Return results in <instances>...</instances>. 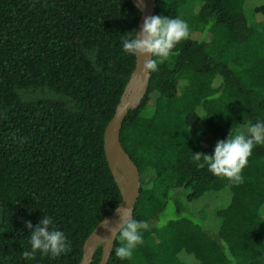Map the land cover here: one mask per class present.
I'll return each mask as SVG.
<instances>
[{"label": "trees", "instance_id": "trees-1", "mask_svg": "<svg viewBox=\"0 0 264 264\" xmlns=\"http://www.w3.org/2000/svg\"><path fill=\"white\" fill-rule=\"evenodd\" d=\"M156 3L153 15L184 20L189 35L124 118L120 139L141 174L134 218L149 227L131 259L117 258V241L106 264H264V145L241 184L195 161L264 121V0ZM141 14L133 0H0V264H78L119 206L105 130L136 67L121 42ZM210 197L218 202L207 225ZM44 215L71 250L26 261V222ZM103 255L100 245L92 264Z\"/></svg>", "mask_w": 264, "mask_h": 264}, {"label": "clouds", "instance_id": "clouds-1", "mask_svg": "<svg viewBox=\"0 0 264 264\" xmlns=\"http://www.w3.org/2000/svg\"><path fill=\"white\" fill-rule=\"evenodd\" d=\"M189 35L188 24L178 18L161 15L145 17L139 33L122 39V52L128 56L145 55L150 57L144 62V71L147 74L159 70V64L168 59L176 45ZM95 64V53L89 55ZM257 145H264V121L258 120L234 136H227L217 141L212 154L196 153L195 161L200 168L215 176L225 177L235 184L244 182L243 169L248 164V158ZM120 226L118 230L109 229L114 241H119L115 248V255L121 261L131 259L133 250L143 243V231L149 225L145 221L133 217L132 209L117 208ZM30 230V250L23 252L24 259L33 260L37 252L52 258L66 254L71 250V243L65 233L58 228L51 227L53 219L45 216L33 227L30 221L26 222ZM105 244L108 240L103 241Z\"/></svg>", "mask_w": 264, "mask_h": 264}, {"label": "water", "instance_id": "water-1", "mask_svg": "<svg viewBox=\"0 0 264 264\" xmlns=\"http://www.w3.org/2000/svg\"><path fill=\"white\" fill-rule=\"evenodd\" d=\"M133 1L142 13L137 31L139 33L145 17L154 14L157 3L156 0H147V4L144 0ZM149 58L145 55L137 57L136 67L127 86V93L105 130L106 157L122 190V200L117 208L132 209L133 217L135 205L140 197L141 174L136 162L124 148L120 135L125 116L128 114L129 109L138 108L148 86L150 74L144 71V62ZM119 162L123 169L119 168ZM116 210L106 216L88 237L84 245V255L78 264H92L94 253L101 245L100 241L105 237L108 238V243L103 246L104 255L99 264L107 263L115 245L113 235H110L109 229L114 232L120 226L119 215Z\"/></svg>", "mask_w": 264, "mask_h": 264}, {"label": "rangeland", "instance_id": "rangeland-1", "mask_svg": "<svg viewBox=\"0 0 264 264\" xmlns=\"http://www.w3.org/2000/svg\"><path fill=\"white\" fill-rule=\"evenodd\" d=\"M200 7H201V4L199 3V2H196V3H193V4H190L189 6H187V12L188 13H190V14H196L198 11H199V9H200ZM197 36V35H196ZM196 127H198V128H204V126H203V123L201 122V121H197L196 123ZM119 165H121V163H118V166ZM121 167H122V165H121ZM120 168V167H119ZM121 169V168H120ZM122 169H123V167H122ZM215 197H210V198H208L207 199V203H205L204 204V202H201V203H199V205L200 206H203V204H204V208H207L208 207V205L210 204V207H209V218L206 220V224L207 225H212V221H213V218H214V216H213V210H214V208L211 210V206L213 207L215 204H217L216 202H218V200L217 199H214ZM222 203V202H221ZM190 205H194L193 203L192 204H190ZM200 206H198L197 208H201ZM192 207V206H191ZM194 207V206H193ZM197 208L196 207H194V210L196 211V212H198V210H197ZM105 239H107L108 240V238H103L101 241H100V244L102 245V246H104L105 245V243L103 242Z\"/></svg>", "mask_w": 264, "mask_h": 264}, {"label": "bare ground", "instance_id": "bare-ground-1", "mask_svg": "<svg viewBox=\"0 0 264 264\" xmlns=\"http://www.w3.org/2000/svg\"><path fill=\"white\" fill-rule=\"evenodd\" d=\"M144 1H145V2H146V4H147V0H144ZM119 163H120V162H119ZM119 167L122 169V167H123V166L121 167V165H119Z\"/></svg>", "mask_w": 264, "mask_h": 264}]
</instances>
